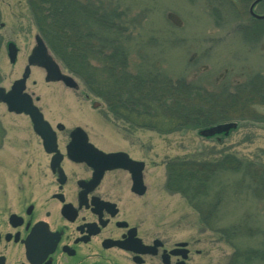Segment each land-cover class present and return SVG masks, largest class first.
<instances>
[{"label":"rangeland","instance_id":"1","mask_svg":"<svg viewBox=\"0 0 264 264\" xmlns=\"http://www.w3.org/2000/svg\"><path fill=\"white\" fill-rule=\"evenodd\" d=\"M243 3L244 0H120L129 18H135L126 38L130 69L146 68L173 78L184 77L209 90H218L225 82L264 81V26L259 32H252ZM35 34L27 0H0V86L8 88L20 77L35 45ZM9 40L18 49L14 62L7 56ZM52 57L62 71L74 77L76 87L46 82L44 70L38 66L30 67L25 86L39 98L36 103L51 126L59 121L65 129L80 125L88 138L103 149H121L143 160L148 183L144 198L152 220L166 222L173 236L181 235L184 240L198 238L200 253L193 264H228L234 251L232 240L203 226L201 211L190 206L180 193L166 189L165 164L185 156L213 158L233 153L257 164L256 173L264 180V104L247 106L255 109V117L247 114L245 107L244 120L224 121L237 123L226 136L220 135L222 132L205 137L198 129L168 133L130 129L105 111L104 102ZM260 97L264 103V95ZM0 123L5 130L0 143V186H8L18 171H33L36 164L41 166L44 154L28 116L10 112L0 103ZM57 138L67 137L64 132H57ZM252 175L243 174L242 170L220 173L219 194L208 197V202L218 200L216 215L212 217L218 226L240 222L254 230L251 235L234 239L240 248L264 249V188L260 189L264 183H257Z\"/></svg>","mask_w":264,"mask_h":264},{"label":"trees","instance_id":"2","mask_svg":"<svg viewBox=\"0 0 264 264\" xmlns=\"http://www.w3.org/2000/svg\"><path fill=\"white\" fill-rule=\"evenodd\" d=\"M27 4L37 33L51 53L127 128L159 133L199 130L231 118L244 120L245 107L247 114L255 117V109L247 106L264 104L259 100L264 95V81L225 82L218 90H209L184 77L173 78L146 68L132 71L126 38L135 18H129L120 0H27ZM4 133L0 123V143ZM255 166L233 153L213 158L185 156L165 164L166 189L180 193L201 211L203 226L232 240L234 251L228 264H264V249L240 248L234 239L254 230L240 222L218 226L212 220L218 200L210 203L208 197L218 196L220 173L242 170L254 174L257 183H264Z\"/></svg>","mask_w":264,"mask_h":264},{"label":"flooded vegetation","instance_id":"3","mask_svg":"<svg viewBox=\"0 0 264 264\" xmlns=\"http://www.w3.org/2000/svg\"><path fill=\"white\" fill-rule=\"evenodd\" d=\"M243 4L248 27L259 32L264 0ZM45 75L44 70V80ZM29 94L37 105L39 98ZM59 123L54 127L67 138H55L53 151L37 138L44 154L41 166L20 170L13 183L0 186V264H193L200 253L198 238L173 236L166 222L152 220L144 198L145 162L139 193L131 170L111 167L94 148L136 158L121 149H103L92 138H70L78 125L65 129Z\"/></svg>","mask_w":264,"mask_h":264},{"label":"water","instance_id":"4","mask_svg":"<svg viewBox=\"0 0 264 264\" xmlns=\"http://www.w3.org/2000/svg\"><path fill=\"white\" fill-rule=\"evenodd\" d=\"M257 16L263 17L264 15ZM34 38L35 45L27 56V63L21 76L12 82L8 90H5L4 87L0 86V102L6 104L8 111L26 114L31 121L33 131L41 138L44 149L47 152H51L55 149V138H57L56 133L47 120L43 118L41 111L33 103L31 96L24 91L25 82L30 73V66L37 65L44 68L46 81L62 80L69 87H76V82L72 76L61 73L58 63L53 59L41 36L35 34ZM6 48L9 61L14 62L17 55V47L14 42L9 41L6 44ZM59 127L63 126L59 124ZM234 127H236V122L221 123L202 128L198 133L203 136H211L222 132L227 134L229 129ZM70 138L88 137L81 127H75L70 133ZM90 146L92 145L90 144ZM94 149L98 151L100 155L105 157L111 167L121 165L129 168L132 172L133 189L139 193L143 192L144 187L142 185L141 177L143 162L129 158L128 154L123 151L103 153L96 148ZM134 165L136 166L135 169Z\"/></svg>","mask_w":264,"mask_h":264}]
</instances>
